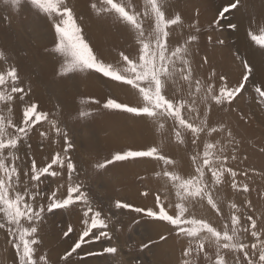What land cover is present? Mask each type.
<instances>
[{"label": "snow or ice", "instance_id": "snow-or-ice-1", "mask_svg": "<svg viewBox=\"0 0 264 264\" xmlns=\"http://www.w3.org/2000/svg\"><path fill=\"white\" fill-rule=\"evenodd\" d=\"M3 2L13 11L28 6L51 22L55 37L52 50L63 59L58 75L67 77L87 71L128 88L137 97L135 104L110 96L102 107L150 121L158 134L167 136L169 143L177 146L190 143L188 170L179 167L176 158L164 151L163 144L117 151L110 159L95 164L96 169H105L117 162L147 159L160 166L153 174L159 182L153 207L116 200L114 208L170 226L169 230L182 244L179 264H264V210L257 214L256 206L247 200L242 211L237 202L222 194L228 184L237 194H250L252 189L238 181V176L247 177L248 173L229 164V160L237 159L234 147L228 151L230 145H235L231 129L223 123L214 124L210 118L214 106L231 105L246 90L255 66L237 54L243 69L237 84L231 85L225 76L219 77V86L212 82V77L207 80L196 77L189 54L190 45L198 36L190 32L186 39L177 37V30L185 26L184 18L178 11L171 12L166 0H143L142 7L133 0H95L90 4L97 16L122 25L133 41L131 50L119 52L115 63L100 58L86 41L68 0ZM241 3L242 0H227L218 9L212 26L219 27L222 20L239 10ZM227 26L233 30L238 27L232 22ZM189 28L199 32L197 22ZM247 36L254 46L264 50V26L257 30L250 26ZM252 89L257 103L264 104V80L254 81ZM30 93L31 88H25L17 66L0 51V232L15 250L18 264H51L47 255L37 252L44 221L57 210L79 206L82 227L78 238L59 257L63 264H70L71 257L78 255L85 245L113 239L109 230L111 215L105 216L103 209L94 205L78 180L77 165L69 154L74 145L67 129L50 119L49 113L29 98ZM91 114L80 110L78 118ZM34 133L41 138V149L46 139L53 143L62 139V152H53L48 160L39 162L31 151ZM65 169L66 184L58 183L48 190L42 187L49 179H62ZM141 195L148 196L149 192ZM197 205L210 209L215 218L197 215ZM114 227L119 231L118 226ZM74 231L69 224L62 235L67 238ZM166 239L160 236V240ZM117 252L116 246H107L101 252L85 255Z\"/></svg>", "mask_w": 264, "mask_h": 264}, {"label": "rangeland", "instance_id": "rangeland-1", "mask_svg": "<svg viewBox=\"0 0 264 264\" xmlns=\"http://www.w3.org/2000/svg\"><path fill=\"white\" fill-rule=\"evenodd\" d=\"M93 2L95 0H68L86 41L100 58L115 63L119 52L131 50L133 41L122 25L110 18L97 16L90 8ZM226 2L166 0V5L171 12L178 11L184 18V28L176 33L178 38L186 39L190 32L198 36L190 45L189 54L198 78L207 80L212 77V82L219 86V77L225 76L231 85L237 84L243 73L237 54L245 59L244 47L246 41L249 42L256 70L253 78L231 105L214 106L210 118L214 124L223 123L231 129L235 145H230L228 151L231 152L234 147L237 159L229 160V164L239 172L248 173L247 177L238 176V181L249 184L252 189L250 194H237L228 184L224 186L222 194H226L228 200L237 202L242 211L244 202L251 200L259 214L260 210H264V104L257 103L252 83L264 78L260 72L264 68V50L250 42L247 32L249 26L254 30L264 26V0H242L244 14L250 15L251 25L243 24L241 40L236 30L227 26L229 22L235 23L233 19L238 16L239 10L222 20L219 27L212 26L218 9ZM133 3L142 7L143 0H133ZM4 17L9 19L5 20ZM193 22H197L199 32L189 28ZM54 39L51 22L46 17L37 15L28 6L13 11L0 0V51L17 66L25 88H31L29 98L36 101L41 110L48 112L50 119L57 120L67 129L74 145L69 154L77 165L78 180L83 183L94 205L102 208L105 216L111 215L109 230L113 239L85 245L78 250V255L71 257L70 264H179L182 244L169 230L170 226L141 214L114 208L116 200L139 207H153L154 193L159 183L153 174L160 166L147 159L117 162L105 169H96L94 165L110 159L117 151L142 150L163 144L164 151L176 158L179 167L188 170V154L192 151L190 143L180 146L169 143L167 136L158 134L150 121L102 107L110 96L135 104L137 97L128 88L87 71L67 77L58 75L63 59L52 50ZM221 40L223 43H218ZM90 98L100 103H92ZM80 110L91 111L92 114L79 119ZM43 127L47 129L48 125L44 124ZM52 139L56 140L55 137ZM31 144V151L41 163L48 160L53 152L63 150L62 139L55 143L46 139L41 149V138L36 133L31 137ZM66 180L65 169L62 179H49L42 187L48 190L58 183L66 184ZM144 191H148L149 195H141ZM224 207L227 212L226 204ZM195 211L197 215L215 218L214 213L206 207L197 205ZM80 218L79 206L47 215L40 233L42 243L37 249L38 254L47 255L51 264H63L59 257L78 238L82 227ZM69 224L75 231L65 238L62 232ZM114 226H118L119 231ZM162 235L167 239L160 240ZM145 244L148 247L142 249L141 246ZM107 246H116L118 252L114 255H85L87 252H101ZM0 264H18L15 250L6 243L2 232Z\"/></svg>", "mask_w": 264, "mask_h": 264}, {"label": "bare ground", "instance_id": "bare-ground-1", "mask_svg": "<svg viewBox=\"0 0 264 264\" xmlns=\"http://www.w3.org/2000/svg\"><path fill=\"white\" fill-rule=\"evenodd\" d=\"M221 2L223 1V0H220ZM224 3V2H223ZM242 4H244L243 2L241 3V6H240V9H239V11H238V16H236L233 20H234V22H235V24H237V29H235L236 30V33H237V35H238V37H240V40H241V37H242V35L244 34V33H242V26H243V24L244 23H248L249 25H251V21H250V15L249 16H246L245 14H244V5H242ZM242 13L244 14V16L242 15ZM249 19V20H248ZM264 24V23H263ZM250 27V26H249ZM235 33V32H234ZM242 41H244V40H242ZM247 42V44H246V46L244 47V50H245V56H246V58L245 59H247V60H249V62L251 63V64H254L255 65V62H254V57H253V55H252V53H251V49H250V47H249V42L248 41H246ZM242 43V42H241ZM263 63V66H264V61L262 62ZM260 72L261 73H263L264 74V68L262 69V70H260ZM262 77V76H261ZM261 80H264V78H262Z\"/></svg>", "mask_w": 264, "mask_h": 264}]
</instances>
